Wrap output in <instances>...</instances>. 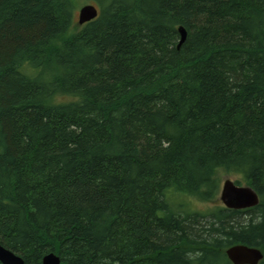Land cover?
Instances as JSON below:
<instances>
[{
    "label": "trees",
    "instance_id": "16d2710c",
    "mask_svg": "<svg viewBox=\"0 0 264 264\" xmlns=\"http://www.w3.org/2000/svg\"><path fill=\"white\" fill-rule=\"evenodd\" d=\"M88 1L79 26L78 0H0L1 244L24 264L264 253V0ZM221 172L259 203L193 209Z\"/></svg>",
    "mask_w": 264,
    "mask_h": 264
},
{
    "label": "water",
    "instance_id": "95a60500",
    "mask_svg": "<svg viewBox=\"0 0 264 264\" xmlns=\"http://www.w3.org/2000/svg\"><path fill=\"white\" fill-rule=\"evenodd\" d=\"M98 16V7L93 3L82 5L77 12V25L81 26ZM180 40L178 47L184 42L186 31L183 26L178 27ZM217 200L225 208L246 209L259 203V196L250 185L237 184L229 177L221 181ZM225 254L232 264H259L264 258L261 248L245 243L232 244L225 249ZM0 262L2 264H24L23 258L5 247L0 242ZM60 257L53 252L45 254L42 264H60Z\"/></svg>",
    "mask_w": 264,
    "mask_h": 264
},
{
    "label": "rangeland",
    "instance_id": "374dc122",
    "mask_svg": "<svg viewBox=\"0 0 264 264\" xmlns=\"http://www.w3.org/2000/svg\"><path fill=\"white\" fill-rule=\"evenodd\" d=\"M86 3H91V2H89L88 0H78V3H77V8H76V11H75V14H74V21L76 22L77 21V12H78V9L82 6V5H84V4H86ZM226 177H229V178H231L232 180H240V176L239 175H237V174H226V173H224V172H221L220 173V184H221V181L224 179V178H226ZM241 181V183H243V181L242 180H240ZM220 189V188H219ZM189 202L191 203V207L193 208V209H195V210H199V211H206V210H208L210 207H212L214 204L213 203H215V204H220L221 205V203L218 201V200H216V201H199V200H195L194 198L192 199V200H189Z\"/></svg>",
    "mask_w": 264,
    "mask_h": 264
}]
</instances>
